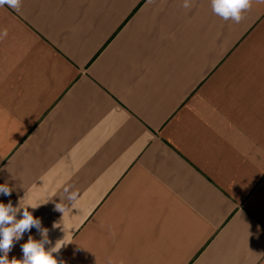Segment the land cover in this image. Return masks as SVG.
I'll return each mask as SVG.
<instances>
[{
	"label": "crops",
	"instance_id": "crops-1",
	"mask_svg": "<svg viewBox=\"0 0 264 264\" xmlns=\"http://www.w3.org/2000/svg\"><path fill=\"white\" fill-rule=\"evenodd\" d=\"M184 3L0 7V202L63 264H264V5Z\"/></svg>",
	"mask_w": 264,
	"mask_h": 264
},
{
	"label": "clouds",
	"instance_id": "clouds-1",
	"mask_svg": "<svg viewBox=\"0 0 264 264\" xmlns=\"http://www.w3.org/2000/svg\"><path fill=\"white\" fill-rule=\"evenodd\" d=\"M253 3L258 5H264V0H211L212 9L215 14L223 18L224 20H233L239 23L244 17L242 13L250 9ZM4 5L10 8L19 10L21 0H0V7ZM185 8L190 7L189 0H185L183 5ZM7 30L0 32V39L7 36ZM64 191L68 193V189ZM12 188L8 183L0 184V194L10 196ZM78 193L71 192L68 194L67 199L75 201ZM35 210L38 206L35 204H27L18 207H14L11 201L7 204L0 202V264H63V261H58L54 253H59L60 249L64 246L59 240L54 246L46 248V245H51V241L48 238V230L42 228L41 221L35 218L28 209ZM58 211L63 213V208L56 205ZM21 209H23L21 213ZM20 213L22 218L17 219V214ZM32 228H36L41 235L40 240H36L29 236L26 243L22 247L23 258L16 259L13 257L8 259V253L11 251L14 241H19L26 231H31Z\"/></svg>",
	"mask_w": 264,
	"mask_h": 264
}]
</instances>
